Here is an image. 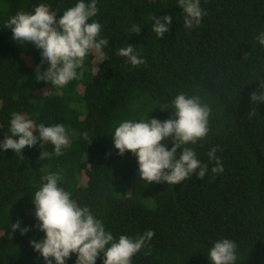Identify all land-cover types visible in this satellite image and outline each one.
<instances>
[{
    "label": "trees",
    "instance_id": "1",
    "mask_svg": "<svg viewBox=\"0 0 264 264\" xmlns=\"http://www.w3.org/2000/svg\"><path fill=\"white\" fill-rule=\"evenodd\" d=\"M78 2L0 0V142L11 135L13 112L37 127L63 124L69 141L63 155L44 160L39 141L26 146L23 156L0 149V264H46L30 244L45 238L32 201L51 173L117 240L154 232L131 264H211L208 251L221 239L236 243L234 264H264V102L250 101L264 81V46L256 39L264 32V0H200L206 15L192 29L183 27L178 0H97L99 11L89 22L101 24L99 38L108 45L92 50L77 69L83 76L65 87L37 82L41 50L14 40L6 22L41 3L59 19ZM165 15L172 17L170 30L159 38L153 17ZM134 24L139 35L130 31ZM128 44L146 64L133 67L117 55ZM179 94L199 96L211 109L207 136L187 145L209 170L203 179L147 184L137 158L128 151L120 155L112 135L125 120L171 118ZM161 143L172 147L171 137ZM213 147L223 167L217 174L207 155ZM43 150L52 153L54 146ZM17 221L20 228L13 230ZM76 259L73 253L65 264ZM103 259L101 253L96 264Z\"/></svg>",
    "mask_w": 264,
    "mask_h": 264
},
{
    "label": "clouds",
    "instance_id": "2",
    "mask_svg": "<svg viewBox=\"0 0 264 264\" xmlns=\"http://www.w3.org/2000/svg\"><path fill=\"white\" fill-rule=\"evenodd\" d=\"M178 5L183 9L185 28L198 26L206 15L200 7V0H178ZM98 11L97 0L90 3L79 0L57 19V12L50 10L48 4L41 3L32 12L17 11L6 22L14 40L30 43L41 50V63L35 68L37 82L45 81L55 88H63L70 81L83 76V71L78 73L77 69H83L86 56L92 50L100 51L109 43L107 38H99L101 24L95 20L89 22ZM171 22V16L153 17L152 30L162 38L169 32ZM130 31L139 35L141 27L134 24ZM256 39L264 46V32ZM117 55L126 57L133 67L146 64L130 44L120 48ZM45 63L48 67L41 71ZM262 89L264 81L250 94L252 104L264 102ZM171 106L174 109L170 113L171 118L163 122L149 117L138 122L125 120L115 127L112 135L114 147L120 155L128 151L137 158L140 179L147 184L166 182L176 185L193 175L203 179L209 170L208 165L202 164L195 151L187 145L196 144L207 136L210 107L202 103L201 97H186L185 94L177 95ZM249 115L254 116L255 110L252 109ZM34 131L38 132V136ZM10 133L0 142V149H11L23 156L22 150L26 146L32 147L39 141L42 149L39 160L63 155L62 148L69 142L63 124L45 126L40 123L37 127L33 120L17 112L11 114ZM83 137L87 140L88 134L83 133ZM169 137L172 142L170 150L161 143ZM45 144L54 146L52 153L43 150ZM218 150L213 147L207 154L209 161L215 162L211 168L213 174L223 172L220 158L216 156ZM60 179L57 173L48 174L46 182L34 192L32 202L35 217L39 221V230L45 233L43 240L30 241L34 250L44 258L46 264H65L73 253L77 256L75 264H96L101 253L103 264H131L132 257L146 247L154 232L146 230L135 238L120 235L117 240L87 206H78L71 193L58 186ZM11 228H20V222L11 224ZM28 231L29 227L26 226L21 229V234ZM236 248L234 241L221 239L213 244L207 255L211 264H234ZM150 251L149 248L144 254L148 255Z\"/></svg>",
    "mask_w": 264,
    "mask_h": 264
}]
</instances>
